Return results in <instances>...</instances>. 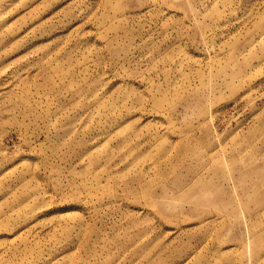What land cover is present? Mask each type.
I'll return each mask as SVG.
<instances>
[{
	"label": "rangeland",
	"instance_id": "1",
	"mask_svg": "<svg viewBox=\"0 0 264 264\" xmlns=\"http://www.w3.org/2000/svg\"><path fill=\"white\" fill-rule=\"evenodd\" d=\"M0 264H264V0H0Z\"/></svg>",
	"mask_w": 264,
	"mask_h": 264
}]
</instances>
